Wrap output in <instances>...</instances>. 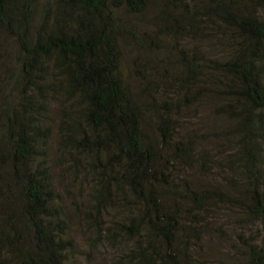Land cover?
<instances>
[{
  "label": "trees",
  "instance_id": "obj_1",
  "mask_svg": "<svg viewBox=\"0 0 264 264\" xmlns=\"http://www.w3.org/2000/svg\"><path fill=\"white\" fill-rule=\"evenodd\" d=\"M236 210L264 229V0H0V264H93L76 225L208 264Z\"/></svg>",
  "mask_w": 264,
  "mask_h": 264
},
{
  "label": "rangeland",
  "instance_id": "obj_2",
  "mask_svg": "<svg viewBox=\"0 0 264 264\" xmlns=\"http://www.w3.org/2000/svg\"><path fill=\"white\" fill-rule=\"evenodd\" d=\"M241 211L234 212V236L225 228L223 235L210 234L203 244L204 259L208 264H242V250L245 243L261 241L264 239V229L258 224H248ZM80 223V221H78ZM77 244L83 251H91L93 264H114L116 256L111 249L105 246L91 248L88 245V230L79 226L74 227ZM260 231V233H259ZM259 237V238H258ZM82 264H86L83 260ZM92 264V262L90 263Z\"/></svg>",
  "mask_w": 264,
  "mask_h": 264
}]
</instances>
